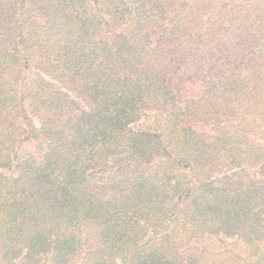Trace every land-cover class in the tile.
<instances>
[{"label":"trees","instance_id":"trees-1","mask_svg":"<svg viewBox=\"0 0 264 264\" xmlns=\"http://www.w3.org/2000/svg\"><path fill=\"white\" fill-rule=\"evenodd\" d=\"M0 264H264V0H0Z\"/></svg>","mask_w":264,"mask_h":264}]
</instances>
